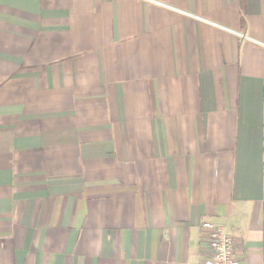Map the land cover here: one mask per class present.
<instances>
[{
  "label": "crops",
  "instance_id": "1",
  "mask_svg": "<svg viewBox=\"0 0 264 264\" xmlns=\"http://www.w3.org/2000/svg\"><path fill=\"white\" fill-rule=\"evenodd\" d=\"M264 264V0H0V264Z\"/></svg>",
  "mask_w": 264,
  "mask_h": 264
},
{
  "label": "built area",
  "instance_id": "2",
  "mask_svg": "<svg viewBox=\"0 0 264 264\" xmlns=\"http://www.w3.org/2000/svg\"><path fill=\"white\" fill-rule=\"evenodd\" d=\"M204 235L202 250L207 257L200 264H242L236 254L235 242L222 225L200 223Z\"/></svg>",
  "mask_w": 264,
  "mask_h": 264
}]
</instances>
